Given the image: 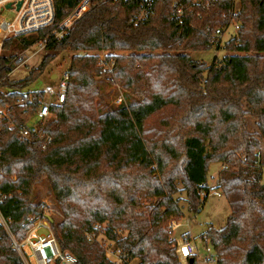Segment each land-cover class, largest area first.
<instances>
[{
    "label": "trees",
    "instance_id": "obj_1",
    "mask_svg": "<svg viewBox=\"0 0 264 264\" xmlns=\"http://www.w3.org/2000/svg\"><path fill=\"white\" fill-rule=\"evenodd\" d=\"M54 1L59 28L79 0ZM174 1L184 9L182 23L172 17ZM145 5L149 15L139 21ZM233 23L237 35L225 47L235 54L210 65L192 58L218 48L216 31ZM37 39L46 50L24 78H11L0 60V107L10 106L0 118V210L9 219V230L0 224V264H25L11 234L22 241L32 217L45 215L40 183L62 215L51 223L59 246L79 264H113L89 237L103 223L123 264H184L170 223L185 216L182 201L201 211L211 189L199 181L213 162L224 166L213 189L231 212L202 238L217 264H264V0H95L63 36L50 29L13 37L5 49ZM68 50L66 101L53 107L57 117L45 125L52 140L43 147L10 124L33 114L36 104L18 98ZM100 51L112 68L101 65ZM116 81L125 93L120 104L106 90ZM32 92L37 101L44 96ZM247 115L257 116L256 131Z\"/></svg>",
    "mask_w": 264,
    "mask_h": 264
},
{
    "label": "built area",
    "instance_id": "obj_2",
    "mask_svg": "<svg viewBox=\"0 0 264 264\" xmlns=\"http://www.w3.org/2000/svg\"><path fill=\"white\" fill-rule=\"evenodd\" d=\"M8 4H10L9 7L7 6ZM94 5L95 0H79L74 8L60 22L58 25L59 28H54L56 20V6L54 0H0V11L11 10L14 12V16H12L11 19H6L0 16V60L3 58L7 60L3 67L11 66V70L8 75L11 77V74L15 69L31 63L35 57L39 56L40 51H43L44 53L47 42L44 39H37L22 49L11 51L5 49L7 40L13 37L24 38L32 37L34 35L36 36L40 32L45 30L49 31L50 29L53 30L55 36L61 37L76 20H78L87 11L91 10ZM149 10L150 5H145L138 16V20L141 21L145 19L149 15ZM171 14L172 17L179 18V22L182 23L184 9L180 5L179 1L173 2ZM216 35L217 37L215 39V43L220 41L222 30L218 29L216 31ZM36 43L40 45L39 49L32 54H28V49ZM100 57L101 65H109V63L106 61V58H104L101 53ZM69 66L70 62L61 73H51V79L57 82V88L53 92L47 87H44L41 90L38 89L43 92L44 96L37 101L35 100V95L31 90L24 89L23 95L18 98L19 104H36V107L33 114L26 122H11L10 127L15 129L20 135L28 140L41 141L43 147H46L47 144L52 140V137L45 131V125L49 120L57 117L53 107L62 106L66 101L68 82L70 79ZM122 100V97L118 99L120 103ZM9 108V105L0 107V118L8 116ZM199 184L203 188H210L211 192L214 191V194L217 196L222 195L221 190L213 189L215 186H212L211 182L209 181L207 172L205 176L199 181ZM5 198L6 194L0 192V205ZM47 215L50 214L48 211H45L44 216L32 217L31 220L33 221V225L28 230L25 238L22 241H18L14 235L11 234L13 245L19 252L24 263L79 264L78 259L74 254L68 251H63L60 248L57 237L52 229V225L46 218ZM8 222L9 219H6L0 210V224L9 230ZM43 228L46 231L43 232ZM203 241L205 243V256L203 258V262L205 264H217V254L213 248L205 242L204 239ZM177 251L179 255L184 257L186 261L188 258H193L196 262L198 257V247L195 243L184 240V242L182 241L181 244H177ZM106 256L113 264H123L119 254L107 252Z\"/></svg>",
    "mask_w": 264,
    "mask_h": 264
},
{
    "label": "rangeland",
    "instance_id": "obj_3",
    "mask_svg": "<svg viewBox=\"0 0 264 264\" xmlns=\"http://www.w3.org/2000/svg\"><path fill=\"white\" fill-rule=\"evenodd\" d=\"M239 3V1H238ZM0 16L4 17L6 19H11L12 16H14V12L11 10H2L0 11ZM237 24L233 23L229 27L225 28L222 32V36L220 38V46L217 48V44L214 45L212 48L204 51H194L191 53L192 58L196 60H202L208 63L209 65L213 63V60L218 58V61L221 60L224 56L235 54L234 50H231L229 48H226V43L232 40L237 35ZM40 45L38 43L33 44L27 51L28 54H32L35 51L39 49ZM72 51H65L56 56L54 60L51 61V63L48 65L44 73L33 83H31L28 87L25 88V90H38L42 89L44 87H47L52 92L56 90L57 88V82L55 80L51 79V73H61L62 70L66 68V66L70 62V58L72 56ZM104 58H107V52L106 51H100ZM238 53V52H237ZM253 53V52H252ZM43 51H40L39 56L35 57L31 63L25 66H21L17 69H15L12 74L11 78L13 79H20L24 78L32 66L39 63L41 60ZM239 54H246L244 52H239ZM109 65H105V68H112V61L108 62ZM264 64V60L260 63V70ZM106 90L109 93L110 99L112 103L120 104L118 99L120 97L125 99V93L123 88L121 87L119 81H116L114 83H108L106 85ZM122 100V101H123ZM246 120L248 123V128L251 131L257 130L256 121L257 116L247 115ZM261 157L264 161V143H262L261 146ZM222 163L220 162H213L208 166V179L211 182L212 186H216L215 184L218 181V174L219 170L222 168ZM15 179V177H14ZM263 180H264V174H263ZM37 191L40 200H42L45 203L44 211H48L50 215L56 218V220H59L62 218V215L58 211L56 207V202L53 200L52 195L49 193L48 188L45 183H40L37 186ZM181 196H184V193L181 194ZM181 205L183 206V210L185 213V216L179 220H175L174 222L170 223L172 234L171 238L173 240H176L177 244H181L184 240L191 241L195 243L198 247V257L196 259L195 264H205L203 262V258L205 256V243L202 238V233H204L209 227L213 226L215 228H222L227 221V218L231 212V208L229 206V203L227 201V198L225 195L217 196L214 194V191L210 193L209 197L207 198L206 202L202 205L201 211L198 213H192L189 212L187 209V203L185 201L181 202ZM52 213V214H51ZM54 213V214H53ZM107 227V223H103L96 226V230L98 232L91 233L90 238L95 239L104 250L109 253H116L115 251V243L111 240H109L105 234L104 230ZM42 231H46L44 228ZM127 231H125L126 233ZM182 262L186 264V260L184 257L180 256ZM214 264V263H211Z\"/></svg>",
    "mask_w": 264,
    "mask_h": 264
},
{
    "label": "water",
    "instance_id": "obj_4",
    "mask_svg": "<svg viewBox=\"0 0 264 264\" xmlns=\"http://www.w3.org/2000/svg\"><path fill=\"white\" fill-rule=\"evenodd\" d=\"M19 5H20V4H19ZM7 6L9 7L10 4H8ZM46 218L49 220L50 223L53 222V217H52L51 215H47ZM190 261H191V263H193V262H194V259L191 258Z\"/></svg>",
    "mask_w": 264,
    "mask_h": 264
},
{
    "label": "crops",
    "instance_id": "obj_5",
    "mask_svg": "<svg viewBox=\"0 0 264 264\" xmlns=\"http://www.w3.org/2000/svg\"><path fill=\"white\" fill-rule=\"evenodd\" d=\"M186 240H187V238H186Z\"/></svg>",
    "mask_w": 264,
    "mask_h": 264
}]
</instances>
